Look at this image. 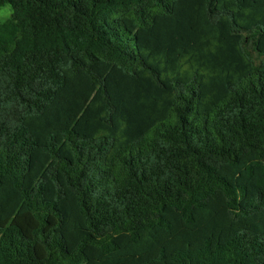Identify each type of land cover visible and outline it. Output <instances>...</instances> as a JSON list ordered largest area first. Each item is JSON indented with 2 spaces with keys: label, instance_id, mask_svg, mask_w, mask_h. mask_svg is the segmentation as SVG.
<instances>
[{
  "label": "trees",
  "instance_id": "trees-1",
  "mask_svg": "<svg viewBox=\"0 0 264 264\" xmlns=\"http://www.w3.org/2000/svg\"><path fill=\"white\" fill-rule=\"evenodd\" d=\"M0 264H264V0H0Z\"/></svg>",
  "mask_w": 264,
  "mask_h": 264
},
{
  "label": "rangeland",
  "instance_id": "rangeland-1",
  "mask_svg": "<svg viewBox=\"0 0 264 264\" xmlns=\"http://www.w3.org/2000/svg\"><path fill=\"white\" fill-rule=\"evenodd\" d=\"M11 12L12 9L10 5L0 6V22H4L10 18Z\"/></svg>",
  "mask_w": 264,
  "mask_h": 264
}]
</instances>
